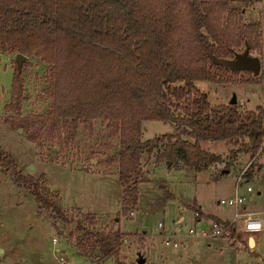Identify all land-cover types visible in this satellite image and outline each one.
Instances as JSON below:
<instances>
[{"label":"trees","instance_id":"16d2710c","mask_svg":"<svg viewBox=\"0 0 264 264\" xmlns=\"http://www.w3.org/2000/svg\"><path fill=\"white\" fill-rule=\"evenodd\" d=\"M244 12L232 0H0V52L35 54L51 66L47 90L52 104L41 116L40 130L60 146L76 138L81 124L92 130L96 120L108 122L119 138L123 213L131 216L139 186L146 181L145 154L157 153V163L181 164L196 172L223 161L204 149L202 140L238 146L231 156L240 149L264 155V105L256 110L232 102L212 105L196 84L230 82L228 74L239 71L231 70L226 60L240 50L263 51L264 22H246ZM23 96L18 67L12 106L20 109ZM147 120L172 121L176 129L144 139ZM0 167L55 219L74 221L58 203L45 173L25 175L1 147ZM83 213L85 219L76 221L78 252L91 262L114 257L116 264H132L121 252L126 239L121 228H97L96 216ZM230 231L234 235L235 227Z\"/></svg>","mask_w":264,"mask_h":264},{"label":"rangeland","instance_id":"374dc122","mask_svg":"<svg viewBox=\"0 0 264 264\" xmlns=\"http://www.w3.org/2000/svg\"><path fill=\"white\" fill-rule=\"evenodd\" d=\"M232 5L245 9L244 21L264 22V0H232ZM18 54L9 49L0 52V147L13 156L25 175L39 178L45 173L58 203L63 209L69 208L65 211L74 221L55 219L46 208L40 211L35 197L0 167V264H90L87 256L68 243H75L76 221L85 219L86 210L82 208L99 215L94 223L97 228H121L126 235L121 252L132 264L141 259L144 264H264L262 153L252 155L240 149L231 156L238 146L225 140H202V147L220 154L223 161L201 172L181 164L169 167L165 162L157 163V153L145 154L142 177L146 181L139 186L134 216H126L124 188L118 175L119 138L111 133L106 120H96L92 130L81 124L76 138L64 147L56 138L42 134L41 116L52 104L47 90L51 66L35 54H25L19 68L23 72L24 96L21 108L16 109L12 103ZM250 54L262 61L257 76L241 70L229 73L227 83L196 82L208 93L212 105L228 104L233 99L243 110H256L264 105V49ZM175 129L172 121L147 120L143 122V138L173 133ZM166 190L172 197L167 196ZM237 195L245 197L243 204L220 202ZM77 205L82 208H72ZM244 206L247 211L259 212L263 225L254 248L240 245L245 238L241 231L218 237L189 234L190 228L200 233L209 228L207 215L232 222L237 209L240 215L233 225L240 229ZM59 228L65 229L63 234ZM167 235L173 236L180 247L167 245ZM62 254L65 263L60 260ZM100 264L116 262L109 258Z\"/></svg>","mask_w":264,"mask_h":264},{"label":"built area","instance_id":"2783aa9c","mask_svg":"<svg viewBox=\"0 0 264 264\" xmlns=\"http://www.w3.org/2000/svg\"><path fill=\"white\" fill-rule=\"evenodd\" d=\"M239 182H241V179H239ZM248 189L251 190V187H249ZM220 202L222 204L238 206L239 204H241V203L243 204L245 202V197L237 195V196L230 198L228 200L222 199ZM131 215L134 216L133 211L131 212ZM239 215H240V212L237 209L236 213H235V219L232 222H230V224H226L225 221H220V220L213 218V217L208 218V225H209L208 229L204 228L201 230V233H200V231L198 229L190 228L189 234L195 235V236H199L200 234H202L204 236H212V237L225 236L227 234L229 235L231 232L230 227H234L233 224L236 222V219L239 217ZM241 223H242V227L240 229H235V231H241L245 235V238H243L244 240H242L240 245H242L244 247H249L250 236H253L255 233L261 232L263 230L262 221L260 218L249 214L245 217H241ZM160 227L161 228L164 227V224L160 223ZM174 234H176V233H174ZM165 239H166L167 245H172L174 248L180 247V243L178 241L174 240L173 236L167 235L165 237ZM56 241H57V239L55 238L54 242H56ZM60 260L62 261V263H65V254L61 255ZM92 264H100V263L94 262Z\"/></svg>","mask_w":264,"mask_h":264},{"label":"water","instance_id":"95a60500","mask_svg":"<svg viewBox=\"0 0 264 264\" xmlns=\"http://www.w3.org/2000/svg\"><path fill=\"white\" fill-rule=\"evenodd\" d=\"M26 59V55L19 53L18 54V67L21 68L22 62ZM227 66L234 71H241V70H251L255 76H257L261 69H262V61L260 57L254 56L250 54L249 50H245L242 53H238L235 58L226 60ZM232 103H236V100L233 99ZM170 164V163H168ZM51 187L52 185L49 184ZM249 245L250 247H254L255 240L253 236L249 238ZM144 259L139 261V264H143Z\"/></svg>","mask_w":264,"mask_h":264},{"label":"crops","instance_id":"0c3cea01","mask_svg":"<svg viewBox=\"0 0 264 264\" xmlns=\"http://www.w3.org/2000/svg\"><path fill=\"white\" fill-rule=\"evenodd\" d=\"M253 159V158H252ZM79 204V203H78ZM40 207V206H39ZM77 207H80V208H82L81 206H73L72 208H77ZM43 208H40V211L42 210ZM69 208H67V209H64V210H68ZM83 209V208H82ZM247 209V207L246 206H244V210L245 211H243V212H241V214H242V217H245V216H247V215H249V214H251V215H253V216H255V217H259V212H256V211H247L246 210ZM84 210H86V211H89L90 213H92V214H94L95 216H96V218H97V216L99 217V215L96 213V212H94V211H90V210H88V208H85ZM238 211H239V209H238ZM216 218H219V219H221V220H223V221H229L228 219L227 220H225V219H223V218H221V217H216ZM260 218V217H259ZM65 222V221H64ZM230 222V221H229ZM65 229L64 228H59V231L61 232V234H63V231H64ZM261 232H263V230L261 231ZM260 232V233H261ZM257 234H258V232L257 233H255L254 235H253V237H254V240H255V245H254V247L258 244V242H257ZM66 239H67V237H65ZM55 239V238H54ZM54 239H53V241H54ZM57 239V238H56ZM67 241H68V239H67ZM58 242V239H57V241L55 242V243H57ZM70 245H72L74 248H75V250L78 252V250L76 249V247H75V244L74 243H70V242H68ZM249 247H250V245H249ZM254 247H252V248H254ZM2 252H5V251H3L2 250ZM250 252H252V249H250ZM241 253V252H240ZM260 256V255H259ZM258 258H261V257H258ZM107 259H109V258H107ZM112 259H115L114 257H112ZM106 260V259H105ZM89 261H90V259H89ZM104 261V260H103ZM102 262V261H101ZM146 262V261H145ZM92 263H94V262H91L90 261V264H92ZM145 264H147V262L145 263Z\"/></svg>","mask_w":264,"mask_h":264}]
</instances>
